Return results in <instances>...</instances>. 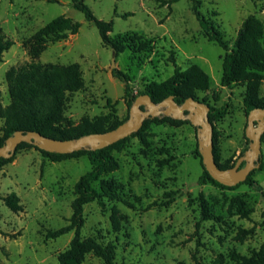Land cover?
Wrapping results in <instances>:
<instances>
[{"label":"rangeland","instance_id":"obj_1","mask_svg":"<svg viewBox=\"0 0 264 264\" xmlns=\"http://www.w3.org/2000/svg\"><path fill=\"white\" fill-rule=\"evenodd\" d=\"M163 1L84 0L97 19L113 22L111 39H126L128 46L114 56L101 43L96 27L73 7V0H0V38L13 43L0 61V107L9 103L5 75L10 68L29 63L46 68L77 65L82 87L64 93V125H76L83 117L126 121L128 98L113 70L125 73L136 93L152 82H164L176 68L185 71L196 65L209 79L207 90L196 92V100L226 107L224 117L211 124L219 162L232 166L250 145L245 136L246 85L221 86L225 52L203 36L190 0ZM198 1L199 11L229 48L249 16L264 22V0ZM59 16L79 23L77 33L46 43L32 57V37ZM260 42L264 47V37ZM258 96L264 97V73ZM2 125L0 119V136ZM196 133L189 121L151 124L112 150L116 168L104 179L119 186L116 198L83 207L80 237L113 243L117 264H233V254L257 251L264 244V171H255L251 183L232 190L199 185L202 166L195 154ZM261 155L264 160V134ZM90 168L86 156L51 162L34 148L15 152L0 168L3 264H57L73 231L55 239L46 234L68 224L74 184ZM10 193L19 198V212L3 202ZM81 264L104 263L88 254Z\"/></svg>","mask_w":264,"mask_h":264},{"label":"trees","instance_id":"obj_2","mask_svg":"<svg viewBox=\"0 0 264 264\" xmlns=\"http://www.w3.org/2000/svg\"><path fill=\"white\" fill-rule=\"evenodd\" d=\"M176 1L178 0L163 2L171 4ZM190 2L192 13L203 36L207 40L215 42L225 52L222 60L221 86L246 85L244 107L247 115L255 108H264V97L258 96V84L262 78V73H264V47L260 42L261 38L264 37V22L254 16H249L239 28L232 48H229L228 42L224 40L221 32L199 11L200 2L198 0H190ZM73 7L84 15L87 22L96 27L101 43L109 47L114 56L125 50L128 46L125 42L126 39L123 41L111 39L108 36L113 25L112 21L97 19L84 0H73ZM126 16L127 14L122 15V17ZM79 27V23L72 22L69 18L63 16L54 18L32 37L31 56H38L46 43L58 42L66 39L70 34L77 33ZM129 40L131 41L133 38ZM12 44V41L0 38V61L3 52L8 50ZM113 76L124 85V96L128 98L126 101L128 112L135 98L139 95L146 94L155 103L164 100L168 96H173L175 102L181 104L189 97L196 100V92L205 91L209 86L208 77L196 65H191L185 71L176 68L172 76L164 82H152L136 93H133L129 87L130 80L125 73L113 70ZM5 77L8 85L9 103L0 107V119L3 122L0 146L15 131H36L53 139L69 140L89 134L104 133L115 129L125 121H110L108 117L94 120L83 117L76 125H64V93L75 92L82 87V79L77 65L46 68L36 63H29L17 68H10ZM225 114L226 107H210L208 114L210 123L223 118ZM187 122L162 115L150 117L143 122L140 130L131 136H139L151 124L179 125ZM129 137L102 149H82L70 154L49 153L27 143H21L17 146L15 152L26 148H34L51 162H61L70 158L86 156L91 166L90 170L81 175L74 184V198L70 204L71 216L68 219V224L46 234L47 238L55 239L73 231V237L68 248L59 253L57 257V264H81L88 254H93L101 259L104 264H117L115 262L116 248L113 243H102L94 237L81 238L80 231L84 225L83 207L86 204L101 201L103 198L110 200L116 198L119 186L111 180L104 179V176L116 168L112 150L120 149ZM195 154L200 159L202 166V173L197 181L199 185L212 184L223 189L232 190L240 184L251 183V176L255 171H264V160L260 155L259 167L250 172L244 182L234 187H226L212 179L206 171L198 148L195 150ZM213 155L220 169H228L235 164L230 166L228 162L223 164L219 162V154L214 139ZM12 160L13 156L7 159L0 157V168ZM96 183H98L97 186H95ZM3 202L14 213L21 210L19 198L14 193L5 196ZM233 261V264H264V244L249 256L233 254ZM0 264L3 263L0 261Z\"/></svg>","mask_w":264,"mask_h":264},{"label":"water","instance_id":"obj_3","mask_svg":"<svg viewBox=\"0 0 264 264\" xmlns=\"http://www.w3.org/2000/svg\"><path fill=\"white\" fill-rule=\"evenodd\" d=\"M113 63L114 59L112 66ZM209 111V106L192 97L181 104H177L173 96L155 103L148 95L143 94L135 98L129 109L128 119L115 129L69 140L53 139L36 131H15L0 146V157L11 158L21 143L32 144L42 151L58 154H70L82 149H102L138 132L146 119L162 115L174 120L189 121L197 129L198 152L206 171L221 185L237 186L259 167L261 136L264 134V108H255L248 113L245 136L250 141L249 148L228 169H220L214 160L213 128L208 117Z\"/></svg>","mask_w":264,"mask_h":264}]
</instances>
